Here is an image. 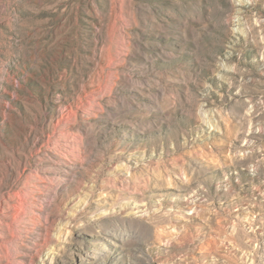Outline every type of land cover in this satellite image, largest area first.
<instances>
[{
  "label": "rangeland",
  "instance_id": "1",
  "mask_svg": "<svg viewBox=\"0 0 264 264\" xmlns=\"http://www.w3.org/2000/svg\"><path fill=\"white\" fill-rule=\"evenodd\" d=\"M0 264H264V0H0Z\"/></svg>",
  "mask_w": 264,
  "mask_h": 264
}]
</instances>
